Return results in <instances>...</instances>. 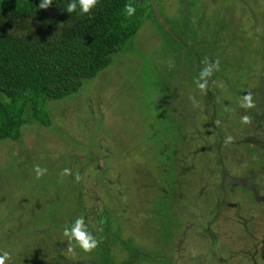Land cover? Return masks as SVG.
<instances>
[{
	"label": "rangeland",
	"instance_id": "rangeland-1",
	"mask_svg": "<svg viewBox=\"0 0 264 264\" xmlns=\"http://www.w3.org/2000/svg\"><path fill=\"white\" fill-rule=\"evenodd\" d=\"M144 2L111 63L46 100L49 126L25 113L0 143L5 264H264V0ZM80 217L91 252L63 235Z\"/></svg>",
	"mask_w": 264,
	"mask_h": 264
},
{
	"label": "trees",
	"instance_id": "trees-1",
	"mask_svg": "<svg viewBox=\"0 0 264 264\" xmlns=\"http://www.w3.org/2000/svg\"><path fill=\"white\" fill-rule=\"evenodd\" d=\"M71 2L53 0L40 9V0H0V143L21 139L25 113L49 126L46 100L77 93L111 63L147 15L144 0H98L88 13L78 0L76 10L67 12ZM129 3L136 9L131 17L124 11ZM29 18L37 28L19 24ZM201 36L187 34L185 49L196 50Z\"/></svg>",
	"mask_w": 264,
	"mask_h": 264
},
{
	"label": "clouds",
	"instance_id": "clouds-1",
	"mask_svg": "<svg viewBox=\"0 0 264 264\" xmlns=\"http://www.w3.org/2000/svg\"><path fill=\"white\" fill-rule=\"evenodd\" d=\"M53 0H40L38 7L40 9H47L51 6ZM79 6L81 8L82 13H88L93 7L96 6L98 0H78ZM77 8V0H72L71 3L67 6V12L71 13L75 11ZM124 11L126 16L131 17L136 9L135 7L129 3L125 4ZM205 67L202 68L199 74V80L197 81V86L203 91L206 90L207 87V77L211 74L213 70H218V62L215 65L209 64L207 60L204 61ZM242 108L252 109L255 107V103L253 101V96L251 92L245 94L241 99ZM241 123L245 125H249L252 123V117L250 115H243L241 117ZM233 140L232 136L226 137V143L231 142ZM34 171L36 172L37 179L44 175L47 169H41L39 166H36ZM70 170L64 169L62 175H69ZM75 179L78 181L81 179L80 176H76ZM63 235L68 237L69 240H75L77 245L85 252L93 251L97 246L99 241L95 239L86 229L85 222L83 217L77 218L75 220L74 225L69 229L65 227ZM69 252H73L72 248H69ZM9 259V253L5 252L0 255V264H5V260Z\"/></svg>",
	"mask_w": 264,
	"mask_h": 264
},
{
	"label": "flooded vegetation",
	"instance_id": "flooded-vegetation-1",
	"mask_svg": "<svg viewBox=\"0 0 264 264\" xmlns=\"http://www.w3.org/2000/svg\"><path fill=\"white\" fill-rule=\"evenodd\" d=\"M251 141V140H250Z\"/></svg>",
	"mask_w": 264,
	"mask_h": 264
}]
</instances>
